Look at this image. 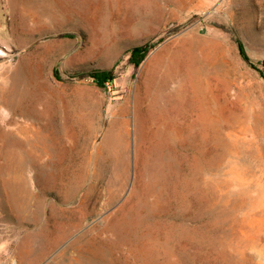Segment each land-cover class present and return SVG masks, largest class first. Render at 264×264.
Listing matches in <instances>:
<instances>
[{"label": "rangeland", "instance_id": "obj_1", "mask_svg": "<svg viewBox=\"0 0 264 264\" xmlns=\"http://www.w3.org/2000/svg\"><path fill=\"white\" fill-rule=\"evenodd\" d=\"M55 1L0 0V264H264V0Z\"/></svg>", "mask_w": 264, "mask_h": 264}, {"label": "bare ground", "instance_id": "obj_2", "mask_svg": "<svg viewBox=\"0 0 264 264\" xmlns=\"http://www.w3.org/2000/svg\"><path fill=\"white\" fill-rule=\"evenodd\" d=\"M159 96V95H158ZM16 99V103H14V109L16 110V111H19L22 115H24V114H26L27 113V105L25 104V102H26V99H25V97L23 98V97H21V96H19V97H17V98H15ZM161 100V99H160ZM160 100H158V101H160ZM155 101V100H154ZM157 102V101H156ZM160 102H162V101H160ZM31 104V103H30ZM157 104H158V102H157ZM184 104V103H183ZM64 105V104H63ZM160 105V107H161V103L159 104ZM188 104L186 103V106H187ZM32 106V105H31ZM190 106V105H189ZM64 107V106H63ZM68 108V107H67ZM177 108V107H176ZM187 108H189V107H187ZM180 109H183L182 107L180 108ZM28 110H29V107H28ZM184 110V109H183ZM185 110H186V107H185ZM65 111V110H64ZM181 111V110H180ZM182 113H183V111H181ZM185 112V111H184ZM30 113V112H29ZM29 113H27V114H29ZM66 113V112H65ZM188 113V112H187ZM35 114V113H34ZM179 114V113H178ZM181 115H183V114H181ZM25 116V115H24ZM82 116V115H81ZM48 117H50V116H48ZM84 117V116H83ZM50 119V118H49ZM52 119V118H51ZM54 119V118H53ZM84 119V118H83ZM63 120V119H62ZM62 120H60V121H62ZM46 122V121H45ZM56 122V121H55ZM199 122V121H198ZM52 123H54V122H52ZM59 123V122H58ZM50 124V123H49ZM48 123L46 124V128L44 129L45 131H46V133H44V138H45V140L43 141V147H40L39 145V148H41L44 152H46V153H49V154H53V149H55V145H54V147L52 146V140H53V137L51 136V134H55V132H56V130H51V129H49V130H46V129H48L49 127L51 128V125H49ZM56 123H54V124H52V125H55ZM191 125V124H190ZM196 125L197 124H195V126L194 127H196ZM189 126V125H188ZM188 126H187V129H188ZM198 127V126H197ZM56 128V127H55ZM69 128V127H68ZM52 129H54V128H52ZM70 129V128H69ZM186 129V128H185ZM200 130V129H199ZM183 132V131H182ZM199 132V131H198ZM60 134V133H59ZM73 134V133H72ZM196 134H198V133H196ZM75 135V134H74ZM72 136V135H71ZM198 136V135H197ZM59 137H61V136H59ZM62 138V137H61ZM34 139H36V138H34ZM55 139V138H54ZM74 139H76V138H74ZM73 139V140H74ZM198 139V138H197ZM204 139V138H203ZM9 140V138L7 139V141ZM41 140H43V139H41ZM57 140H58V138H57ZM199 140V139H198ZM10 141V140H9ZM18 141V140H17ZM21 141V140H20ZM20 141H18V142H20ZM26 141V140H25ZM29 141V140H28ZM50 141V145L48 144V142ZM12 142H14L13 141V139H12ZM17 142V143H18ZM31 142V141H30ZM35 142V141H34ZM61 142V141H60ZM74 142H75V140H74ZM7 143V142H6ZM16 143V144H17ZM22 143V142H21ZM56 143V142H55ZM79 143V142H78ZM13 144H15V143H13ZM15 144V145H16ZM18 144H20V143H18ZM10 145H12V144H10ZM14 145V146H15ZM56 145H57V143H56ZM59 145V144H58ZM19 146V145H18ZM21 146V145H20ZM59 147H61V146H59ZM57 148H58V146H57ZM61 149V148H60ZM56 150V149H55ZM57 151H58V149H57ZM56 151V152H57ZM66 152V151H65ZM54 153H55V151H54ZM59 153H61V152H59ZM58 153V154H59ZM70 154H71V152H70ZM55 155H57V154H55ZM54 155V156H55ZM48 157H50V155H48ZM58 157V156H57ZM65 157V156H64ZM60 158V157H59ZM52 162H54V161H52Z\"/></svg>", "mask_w": 264, "mask_h": 264}, {"label": "crops", "instance_id": "obj_3", "mask_svg": "<svg viewBox=\"0 0 264 264\" xmlns=\"http://www.w3.org/2000/svg\"><path fill=\"white\" fill-rule=\"evenodd\" d=\"M33 0H6V2L9 4V5H12V4H14V5H20L21 7H22V5L25 3H28V2H32ZM63 1L64 0H61V3H63ZM56 3H58L59 2V0H56L55 1ZM62 12V11H61ZM62 16H63V12H62ZM35 20V19H34ZM49 23H51L52 24V28H55V27H57L58 26V22L56 21L55 22V20H53V19H51L47 24H46V26H45V28L46 29H49ZM44 26V25H43ZM31 28V27H30ZM30 31H32L31 29H29ZM30 31H27V29H26V34H33L34 32H30Z\"/></svg>", "mask_w": 264, "mask_h": 264}, {"label": "trees", "instance_id": "obj_4", "mask_svg": "<svg viewBox=\"0 0 264 264\" xmlns=\"http://www.w3.org/2000/svg\"><path fill=\"white\" fill-rule=\"evenodd\" d=\"M139 50H141V49H135V51H139ZM99 78H98V80L100 81V83L101 82H104L105 80L106 81H112V77L110 76V74H108V73H100L99 74V76H98Z\"/></svg>", "mask_w": 264, "mask_h": 264}]
</instances>
